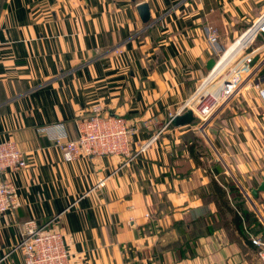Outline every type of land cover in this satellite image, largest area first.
Masks as SVG:
<instances>
[{
	"label": "crops",
	"instance_id": "1",
	"mask_svg": "<svg viewBox=\"0 0 264 264\" xmlns=\"http://www.w3.org/2000/svg\"><path fill=\"white\" fill-rule=\"evenodd\" d=\"M263 15L264 0H0V142L29 164L0 175L18 201L0 215V264H23L29 220L62 228L72 264H263L233 217L248 211L263 239L264 193L252 190L264 180V105L252 82L264 79V35L231 106L204 131L169 123ZM97 105L137 129L136 157L65 160L58 141L76 139ZM230 182L244 204L227 191L226 209L214 186Z\"/></svg>",
	"mask_w": 264,
	"mask_h": 264
},
{
	"label": "built area",
	"instance_id": "2",
	"mask_svg": "<svg viewBox=\"0 0 264 264\" xmlns=\"http://www.w3.org/2000/svg\"><path fill=\"white\" fill-rule=\"evenodd\" d=\"M257 23L262 25L264 16ZM207 29L208 43L215 48L219 43V31L212 27ZM259 31L264 34V26ZM254 38L255 36L252 40ZM251 42L250 40L244 48L248 49ZM254 58V51L242 56L238 64L227 74L229 83L224 81L213 94H205L206 96L194 109H191L190 103H187L178 115L184 114L185 108L189 107L194 111L196 119L203 122L208 121L207 125L201 128L204 131L219 115L220 112L217 110L230 106L240 94L246 78L243 79L238 74V68L248 65L255 67ZM254 76L256 78L252 82V87L257 91L264 105V79L260 74L255 73ZM201 90L197 91L196 99L201 95ZM90 112L89 117L75 121L76 139L64 143L58 141L63 149L65 160L94 159L100 156H116L130 160L136 157L137 154L132 148V136L137 129H132L125 117L109 115L98 105L90 108ZM172 117L173 115L171 119ZM148 144H144L138 153L144 151L149 146ZM26 160L14 141L0 142V175L7 171L18 172L26 169L28 167ZM98 185L103 186L104 181H99ZM17 207L18 201L13 184L4 180L0 181V215L14 211ZM46 227L39 225L35 220L21 224V235L17 248L23 255V264H72L70 254L64 244L62 228L47 229ZM251 240L258 248L257 255L264 264V239L253 237Z\"/></svg>",
	"mask_w": 264,
	"mask_h": 264
},
{
	"label": "trees",
	"instance_id": "3",
	"mask_svg": "<svg viewBox=\"0 0 264 264\" xmlns=\"http://www.w3.org/2000/svg\"><path fill=\"white\" fill-rule=\"evenodd\" d=\"M199 142L201 143L202 140L197 139L196 142H193L192 145L188 146V150H189V153L191 155V158L193 160H195L196 163L199 162V158H200V156H199L200 154L198 153V151L201 150V146H199L200 145ZM214 172H215V170H214ZM214 188H215V192H216L217 196H219L221 203H222L224 208L229 209L227 207V204L224 201L225 199L228 200V194H227L228 192L230 193V195L236 194V197H235L236 203H238L240 206H242L244 204V199H243L242 194L239 192V190L231 182L228 185H225L224 183L222 185L215 184ZM237 193L239 196L237 195ZM238 204H236V206H238ZM248 214L249 213L246 210H244L242 212V215H239L238 213H236L235 216L233 215L234 216L233 220H234V222H236L238 224V227H239L238 229H239L240 233L244 236V238L247 241H249L253 245L252 240H251L252 237L258 236L259 234H261V232L258 229L257 223H256V226H253L254 220L252 223L248 221V217H249ZM263 239H264V237H263Z\"/></svg>",
	"mask_w": 264,
	"mask_h": 264
},
{
	"label": "rangeland",
	"instance_id": "4",
	"mask_svg": "<svg viewBox=\"0 0 264 264\" xmlns=\"http://www.w3.org/2000/svg\"><path fill=\"white\" fill-rule=\"evenodd\" d=\"M264 16V15H263ZM263 16H261L257 21H259ZM257 21L255 22V23H257ZM254 23V24H255ZM253 24V25H254ZM253 25L251 26V27H253ZM251 27H249V29H248V32L244 35V36H242L239 40H241V39H243L248 33H249V31H250V29H251ZM258 33V34H257ZM257 35H255V37L257 36L258 37V35H260V31H257ZM261 34H263V33H261ZM264 35V34H263ZM218 41H219V36H218ZM238 41V40H237ZM251 41H253V40H251ZM234 43L235 42H233L232 44L234 45ZM252 43V42H251ZM249 45V44H248ZM228 50L229 49H227L226 51H224V53H223V55L224 54H226V52H228ZM248 49H246V47L244 48H242L241 50H240V52H238L236 55H234L233 57H232V59L230 60V62L227 64V65H225V67H223V68H220L219 69V71H217L216 72V74L215 75H210V77H209V79L207 80V81H205L201 86H200V88H199V90L200 89H202L201 90V95L199 96V98H197V99H194V101H193V103H190V105H189V107L192 109H194V107H196L199 103H200V100L203 98V97H205L206 95L205 94H213V92H215L216 91V89L219 87V85H221L222 84V82H224L225 80H226V78L228 77V72H230L237 64H238V62H239V60L241 59V57L242 56H244L243 54H245V53H247L246 51H247ZM223 55H222V57H223ZM217 68V67H216ZM240 73V72H239ZM238 73V74H239ZM256 78V77H255ZM196 98V97H195ZM222 105H224V104H222ZM231 106V105H230ZM190 108H188V109H190ZM227 108V107H226ZM226 108H224V109H218L217 111L218 112H223ZM89 117V116H88ZM86 118V117H85ZM207 123H208V121L207 122H203V121H200L199 119H196L192 124L194 125V127H197V129H199V131H201V128H202V126H205V125H207ZM191 129H195V128H191ZM194 134H196V133H194ZM197 139H199V138H197V137H194L192 140H193V142H196L197 141ZM199 144H200V142H199ZM199 146H201V144L199 145ZM19 148V147H18ZM23 154H24V156L26 157V155H25V153L24 152H22ZM101 157H106V156H100V157H97V158H101ZM111 157H116V156H111ZM117 158H120V157H117ZM26 159H27V157H26ZM89 159V158H88ZM27 161V164H28V160H26ZM74 161V160H73ZM28 167H29V164H28ZM27 167V168H28ZM26 168V169H27ZM26 169H24V170H26ZM24 170H22V171H24ZM22 171H18L19 173L20 172H22ZM8 172V171H7ZM6 172V173H7ZM12 172H14V171H12ZM18 172H15V173H18ZM0 181H2V180H0ZM9 182V181H8ZM11 183V182H10ZM14 186V185H13ZM100 185H98V187H99ZM104 186V185H103ZM103 186H100V187H103ZM15 188V187H14ZM15 192H16V189H15Z\"/></svg>",
	"mask_w": 264,
	"mask_h": 264
},
{
	"label": "water",
	"instance_id": "5",
	"mask_svg": "<svg viewBox=\"0 0 264 264\" xmlns=\"http://www.w3.org/2000/svg\"><path fill=\"white\" fill-rule=\"evenodd\" d=\"M138 12L140 14L141 20L144 24H149L151 20V14L149 13V6L147 4H142L138 7ZM261 23H255L253 27H251L250 31L255 29V27H259L258 31L260 29ZM216 70L212 73V75H215ZM226 83H229V78L227 77L225 80ZM196 120V117L194 115V111L191 109H187L184 114L181 115H175L171 119V123L176 128H182L187 125H191ZM260 193H264V180L262 183L255 189L252 190V195L257 198Z\"/></svg>",
	"mask_w": 264,
	"mask_h": 264
},
{
	"label": "bare ground",
	"instance_id": "6",
	"mask_svg": "<svg viewBox=\"0 0 264 264\" xmlns=\"http://www.w3.org/2000/svg\"><path fill=\"white\" fill-rule=\"evenodd\" d=\"M262 26H264V23L260 26V28H262ZM258 28L259 27H255V29L249 32L243 39L238 40L234 43L231 49L228 52H226V54H224L223 57L220 59L221 62L218 64L216 68V72L219 71L220 68L225 67V65H227L230 62L232 57L236 55L238 52H240V49L248 43V41L253 37V34L255 36V34L258 31Z\"/></svg>",
	"mask_w": 264,
	"mask_h": 264
}]
</instances>
